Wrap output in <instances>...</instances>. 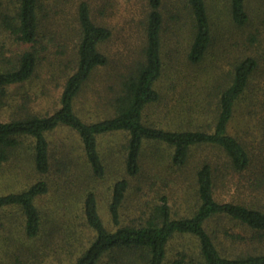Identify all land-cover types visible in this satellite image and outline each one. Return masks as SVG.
<instances>
[{"label":"trees","instance_id":"1","mask_svg":"<svg viewBox=\"0 0 264 264\" xmlns=\"http://www.w3.org/2000/svg\"><path fill=\"white\" fill-rule=\"evenodd\" d=\"M181 2L172 11L165 10L167 0H144L139 56L117 75L118 87L113 97L106 102L90 100L93 105L87 118L79 114L76 104L93 72L107 64L99 46L110 38L109 28L95 22L86 0L76 4V49L68 63L59 62L65 75L58 107L38 114L28 108L27 96L21 95L15 105L9 103L8 96L12 88L30 81L38 70L36 44L41 22L47 17L45 4L40 0H0V30L27 46L14 58L5 57L0 51V162L25 148L37 175L25 189L0 194V211L18 208L22 219L18 231L0 223V264H264L263 252L248 250L224 255L205 228L208 221L219 217L252 231L254 235L249 240L264 237L263 174L247 186L249 193L256 192L251 196L258 202L248 198L219 202L215 197L216 178L224 172H246L252 163L249 149L239 136L229 132V127L237 110L244 113L256 105L252 103L253 94L248 93L259 68L256 57L234 58L230 72L218 82L221 87L215 94L211 114L198 107L197 116L186 117L183 122L196 121V126L168 129L145 121L146 109L162 100L157 85L165 73L168 56L170 59V36L176 47V28L181 23L186 27L185 57L191 65L204 63L215 38L206 0ZM228 4L231 24L237 28L247 25L250 16L246 0H228ZM249 38L256 41L255 36ZM220 72L219 67L213 70L216 80L220 79ZM259 123L264 134V117ZM57 129L76 137L74 158L73 146L59 156L51 151L48 135ZM103 136L119 137L114 153L121 159L120 174L115 172L118 177L109 186L108 222L101 216L92 184L105 179L111 165L106 162V151L102 152ZM149 145L164 148L168 159L165 166L176 170L190 165L199 150H214L222 157L219 162L206 158L192 165L189 189L180 204L172 194H161L136 179L142 172V154ZM71 162L80 167H73ZM50 178L65 180L66 190L78 203L62 214L59 229L43 225L54 221L44 220L35 204L37 198L49 193ZM61 194L65 196L66 192ZM135 194V198H130ZM60 229L62 236L56 246L45 243L39 249L35 245L33 240L42 232L52 237ZM228 235L231 240H245L241 235ZM174 239L184 240L185 248L169 259ZM63 257L72 261H64Z\"/></svg>","mask_w":264,"mask_h":264},{"label":"rangeland","instance_id":"2","mask_svg":"<svg viewBox=\"0 0 264 264\" xmlns=\"http://www.w3.org/2000/svg\"><path fill=\"white\" fill-rule=\"evenodd\" d=\"M40 1L45 4L47 15L41 22L39 42L36 44V48L39 50L40 65L30 81L21 87L11 89L8 99L11 105H15L21 95L27 96L28 108L35 113L44 114L52 112L58 107L60 89L64 83L62 77L65 75L64 66L59 65V62L66 64L75 54L77 39L74 15L75 6L80 0ZM86 1L90 5L95 22L106 26L111 32L110 38L99 46L100 51L107 57V64L93 72L77 100L76 108L79 114L88 118L87 115L91 114L90 110L93 105L90 100L106 102L108 98L113 97L118 87L119 78L117 75L122 74L125 71V66L130 65L139 56L143 41L142 19L145 3L144 0ZM181 3V0H167L165 10L173 11ZM206 3L213 22L215 37L206 60L201 66L191 65L186 61V27L181 23L174 34L176 47L173 45L175 42L171 36L168 40L171 49L170 59L168 56L165 73L157 85L162 100L146 109L145 121L148 124L168 129L196 126V121L193 124L183 122L186 117H192L194 114L195 118L196 113L199 112L197 111L198 107L203 108L204 112L209 111V115L211 114V105L214 103L215 94L221 87L218 82L230 72V65L234 58L249 55L256 57L259 68L252 80L253 87L248 91L249 94H253L255 100L253 99L252 103H256V105H252L251 109L244 113L241 109L237 110L229 127V132L239 136L240 141L249 149L252 163L246 172H224L221 177L216 178L215 197L219 202L247 201V198L258 202V198L251 196L256 192L249 193L247 186L250 181L251 183L255 182L260 174L264 175V134L261 132L259 123V120L264 117V0H246V9L250 20L247 25L241 28L235 27L229 20L228 0H206ZM168 26H170L169 23ZM250 35L255 36L256 41L252 42L249 38ZM26 48L27 46L15 42L7 32L0 30V51L3 56L14 58ZM217 67L221 69V72L219 73L220 79L216 80L217 73H213V70H216ZM18 93L20 95L16 96ZM4 118L1 117V119ZM48 139L54 155L60 154L61 151H70L73 146L71 157L74 158V148L77 145L74 135L67 130L57 129L48 135ZM118 139L117 136H103L101 140L102 152L106 151V162L111 165L107 169L105 179L92 181L99 201L101 216L107 222L106 205L109 198V186L115 177H118L121 170V168L119 169L120 156L118 154L116 156L114 153ZM149 146L146 147L147 149L144 150L141 157L142 172L136 178L141 183H138L151 185L161 194H172L173 196H170L180 204L181 197L189 189L190 177L188 175L192 165H197L206 158L219 162L222 157V154L214 150H199L192 158L190 165L185 169L176 170L165 166L168 159L164 148ZM28 156V150L21 147L5 162H0V194L21 191L37 178V175L33 173ZM76 159L80 165H83L82 161ZM80 165L72 166L80 167ZM118 169L119 171H117ZM77 172L73 173L75 177L78 176ZM115 172L118 173L117 176H115ZM63 181L65 180L50 178L49 182L52 183V187L49 193L35 200L39 211L45 216L44 220L54 221H45L43 225L46 228L56 226L59 229L62 214H67L68 209L71 211L72 207L78 206L77 201H73L71 198L72 192L67 191L68 187ZM62 192H66L65 196H62ZM136 196L135 194L130 198ZM1 222L18 231L22 223L19 209L8 207L0 211ZM205 228L224 255L233 256L237 252L248 250L264 254V237H261V240L254 237L249 240L254 235L252 231H248L249 229L219 217L208 221ZM228 234L241 235L247 241L231 240ZM61 236V229L52 237L44 231L33 241L39 249L43 248L45 243H50L53 247L60 242ZM182 243L184 240L174 239L169 251V259L174 258L173 255L178 250L185 248ZM51 258H53L52 255ZM63 259L72 261L67 257H63Z\"/></svg>","mask_w":264,"mask_h":264}]
</instances>
